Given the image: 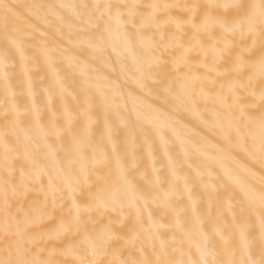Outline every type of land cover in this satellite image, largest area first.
Here are the masks:
<instances>
[{
  "label": "snow or ice",
  "instance_id": "1",
  "mask_svg": "<svg viewBox=\"0 0 264 264\" xmlns=\"http://www.w3.org/2000/svg\"><path fill=\"white\" fill-rule=\"evenodd\" d=\"M0 264H264V0H0Z\"/></svg>",
  "mask_w": 264,
  "mask_h": 264
},
{
  "label": "bare ground",
  "instance_id": "2",
  "mask_svg": "<svg viewBox=\"0 0 264 264\" xmlns=\"http://www.w3.org/2000/svg\"><path fill=\"white\" fill-rule=\"evenodd\" d=\"M7 3L12 5H25L32 0H6ZM53 2H56V0H53ZM21 13H24V9H20ZM225 163H227L229 166L236 168L239 171H243L241 168V165H247L248 167L252 168V170L256 173V177L258 178L260 175V165L258 162H252L248 161L247 158L240 156L237 157L235 160H226Z\"/></svg>",
  "mask_w": 264,
  "mask_h": 264
}]
</instances>
